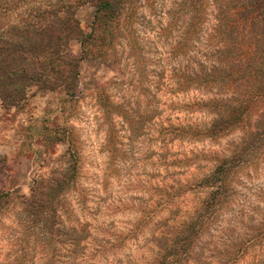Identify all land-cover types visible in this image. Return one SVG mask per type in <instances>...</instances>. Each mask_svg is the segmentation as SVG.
Masks as SVG:
<instances>
[{
    "label": "rangeland",
    "instance_id": "rangeland-1",
    "mask_svg": "<svg viewBox=\"0 0 264 264\" xmlns=\"http://www.w3.org/2000/svg\"><path fill=\"white\" fill-rule=\"evenodd\" d=\"M56 1L19 0L18 9L0 12V36L21 24L27 9ZM152 1L133 0V32L144 56L121 63V74L111 58L89 56L79 63L76 100L35 84L14 105L0 100V264H160L164 254L175 264H222L225 246L264 218V157L249 166L239 162L226 179L234 173L227 198L208 207L214 188L205 177L248 139L241 125L207 136L212 100L228 99L230 92L218 84L176 90L174 74L195 64L173 57V40L157 36L173 24L169 13L177 0ZM94 12L92 4L75 9L83 31ZM174 22L170 33L184 28ZM69 48L81 51L76 39ZM54 174L73 181L58 198L65 234L43 256V235L29 237L23 204L35 181ZM236 264H264V239Z\"/></svg>",
    "mask_w": 264,
    "mask_h": 264
},
{
    "label": "trees",
    "instance_id": "trees-1",
    "mask_svg": "<svg viewBox=\"0 0 264 264\" xmlns=\"http://www.w3.org/2000/svg\"><path fill=\"white\" fill-rule=\"evenodd\" d=\"M4 1V6L0 5L2 14L21 6L19 0ZM144 2L153 5L152 0ZM172 3L169 15L180 22L179 25L185 23L184 28L170 33L168 30L176 24L173 21L161 28L157 36L173 40L169 48L173 57L195 64L193 69L174 74L176 90L186 91L194 84L197 88H213L212 84L227 88L228 99L212 100L215 113L206 130L207 136L213 137L241 125L248 139L236 149L233 157L220 159L213 172L205 177L203 183L214 188L207 202L210 208L227 198L234 173L227 184L226 179L239 162L245 161L249 166L253 159L264 157V0H177ZM84 4L95 6L88 31L81 29L74 15L75 9ZM134 12L133 0H59L45 8L27 9L26 16L19 19L21 24L7 26L5 36H0L2 104L8 107L24 99L25 87L31 84L46 91L62 90L69 99L76 100L80 96L79 63L89 56L111 58L119 74L124 70L121 63L139 62L144 53L138 35L133 32ZM187 13L186 21L178 20ZM72 39L80 43L78 54L69 48ZM119 44L121 49L117 47ZM97 97L100 104L104 97L101 91ZM250 119L255 126L245 127ZM3 167L4 160L0 156V172ZM72 178L54 174L35 181L23 204V213L31 223L29 237L33 238L36 232L43 235V256L49 254V249L65 234V226L58 221V198ZM194 224V221L189 224L193 233L199 230ZM248 230L225 246L222 264L238 263L253 245L264 239V218ZM190 238L192 236L184 242L188 243ZM33 242L39 245L38 238ZM78 244L82 241L74 242V246ZM160 261L163 262L160 264H175L176 259L164 254Z\"/></svg>",
    "mask_w": 264,
    "mask_h": 264
}]
</instances>
